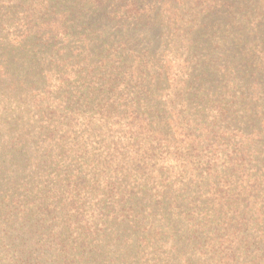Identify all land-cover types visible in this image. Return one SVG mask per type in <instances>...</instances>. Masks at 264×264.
<instances>
[{
	"label": "trees",
	"instance_id": "trees-1",
	"mask_svg": "<svg viewBox=\"0 0 264 264\" xmlns=\"http://www.w3.org/2000/svg\"><path fill=\"white\" fill-rule=\"evenodd\" d=\"M0 264H264V0H0Z\"/></svg>",
	"mask_w": 264,
	"mask_h": 264
}]
</instances>
